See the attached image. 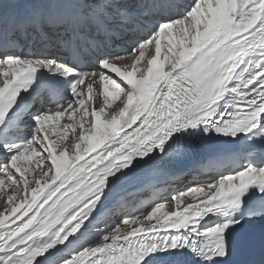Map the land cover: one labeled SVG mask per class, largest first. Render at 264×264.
Masks as SVG:
<instances>
[{"label": "snow or ice", "instance_id": "obj_1", "mask_svg": "<svg viewBox=\"0 0 264 264\" xmlns=\"http://www.w3.org/2000/svg\"><path fill=\"white\" fill-rule=\"evenodd\" d=\"M20 38L44 51H16ZM121 42L128 44L124 56L139 54L131 71L110 63L122 58L111 51ZM162 44L168 71L160 63ZM61 51L70 59H61ZM146 54V74L136 79ZM93 60L115 74L101 72L99 80L104 96L124 94L122 107L108 122L101 119L104 107H93L94 134H85L81 123L80 142L69 146L74 158L67 150L56 155L45 133L53 119L45 105L83 108L81 86L96 73L81 69ZM0 77V177L10 186L23 183L27 193L29 167L21 161L29 152L47 153L43 176L55 169L50 184L0 213V264H153L157 253L183 248L203 264H217L229 256L228 230L240 223L235 214L247 204L245 215L264 217V151L255 150L257 141L264 146V0H0ZM88 115L85 109L81 119ZM205 138L251 144L209 164L220 174L208 183L206 200L163 224L119 235V222L135 220L108 223L106 214L118 203L112 194L143 168L191 152ZM4 184L0 178V199L7 195ZM14 198L7 196V203ZM217 216L223 222L210 223ZM96 240L104 243L92 246Z\"/></svg>", "mask_w": 264, "mask_h": 264}, {"label": "bare ground", "instance_id": "obj_2", "mask_svg": "<svg viewBox=\"0 0 264 264\" xmlns=\"http://www.w3.org/2000/svg\"><path fill=\"white\" fill-rule=\"evenodd\" d=\"M179 38L180 37L177 36V39ZM163 39L166 42L169 39V37L165 36ZM22 41L23 38H20L18 40V42H22ZM22 43L24 44L25 48L30 46V43H28L27 41ZM119 44L120 43H117L115 45H119ZM42 49L43 46L39 44H34V48H33L34 53H38ZM149 49L154 54V45H150ZM127 50L128 49H122V48L117 49L115 46L111 48V51L121 54L122 58L119 60L110 61V63H113L115 66L120 67L122 71L125 68L131 71L132 70L131 65L135 61L136 56L139 55L138 53H136V56L133 57L124 56L123 53H125ZM165 54H166V48L162 44V56L160 63H163L165 65L164 71H168V68L170 67V61H165L163 59ZM147 58L148 56L146 54L145 60L141 61L137 65L138 71L135 77L136 79L141 78L140 77L141 71L145 72L146 74ZM81 70L89 73H96L95 76L90 75L86 79V82L83 84L82 88L80 89L82 95L77 97V99H85L86 103L84 107L79 108L78 105L74 104L73 108L68 109L67 112H65L64 110V108L67 107L66 105L64 106V108H59V109L46 107L48 108L49 114L53 116V119L48 121L45 127V133L47 134L48 137V143H51L50 151L54 152L56 155H59L61 152L67 150V154L70 158H74L76 150L74 147H69V146L72 145L73 142H77V143L80 142L77 138V134L80 132V124L81 123L84 124L85 134L87 135L94 134L91 128L92 123H94V118L91 116L92 108L96 107V109L98 110L101 106L104 107V112L102 113L101 119L104 122H108L110 120L111 115L114 112H118V109L122 107L120 100L124 99L123 93H119L118 98L106 97L103 95L104 82L99 80V74L101 72H104L105 75H109L113 77H115V74L111 73L109 70L102 69L98 64H95L94 60L91 61L87 67H84ZM2 79L3 77H0V80ZM93 81L95 82L93 83ZM90 83H92L91 93L88 92V85ZM109 91L114 93L116 90L111 88V86H109ZM89 96H91V99H89ZM36 107H39V105L36 104ZM85 109L88 110L89 115L84 120H82L81 115L85 111ZM57 110L63 113V115L60 117H56L55 113ZM133 127H135V125ZM125 131H131V129H125ZM121 135H123V133H121ZM86 147H87L86 142L81 143L80 151L83 152ZM100 150L101 149H97V151ZM95 154L96 153L94 152L91 155H95ZM46 157H47V153L33 155L31 152H29L27 159H25L22 164L25 167H30V162H31V164L33 165V169H32L33 172H29L30 176L27 181L28 182L27 193H25L24 191L23 183L17 186V188L15 189V193L13 192V187L10 186L9 183L8 185H3L4 192H6L7 195H3V199L2 200L0 199L1 200L0 213L5 212L6 209L10 210V208L13 206V202L7 203V196H9L10 194L16 195L17 201L15 202V204H18L22 200L25 194L28 195V198L30 200L31 192L34 188L42 187L43 183L45 182H48L49 184L51 183V177L55 175V169L53 168L49 172V175L47 177L43 176V172L48 170V164L50 163V161ZM87 158H91V156ZM82 162L83 161H81V163ZM0 178H5V177H0ZM37 179L41 181L40 185L35 184V180ZM208 180H209V176L201 168L197 167V165H192L190 169L186 171L184 175L181 176L178 180L167 183L166 185H161L159 187H156L152 190V192L138 194V193H134L136 192L137 184L124 185L112 194L111 197L112 201L113 202L118 201V203L116 208H114L112 212L106 214V219L108 220V223H115L119 219L117 218L119 215H123V218H127L130 215L132 216V219L135 220V223H133L130 220V222L128 224H125L124 226L122 224L118 225L121 230L119 235H125L126 233L132 231L133 229H148L151 228L153 225L163 224L166 222L165 219L166 216H171V214L174 212H182L184 208H188L190 206L195 207L200 203L201 200H206L205 193H208V187H207ZM193 187L204 188V193L191 192V188ZM47 191L48 189H45V194L47 193ZM157 191L159 193L164 192L165 196L160 197L159 194H156ZM212 191L214 192L215 189H213ZM171 192L173 194L170 196V198H168L169 197L168 195ZM181 193H183V195H181ZM124 196H126V198L122 202H120L119 199L123 198ZM173 196H175L174 200L172 199ZM159 203H164V207L161 209V211L158 212L153 219L146 220L145 217L148 215V213L151 212L152 209L156 207ZM22 211L23 209L21 210V212ZM19 215L20 213H17V216ZM29 215H31V212L29 213ZM12 219H15V217H13ZM24 219H27V217H24ZM19 222L20 221H17V223ZM11 226L15 227V225H11ZM103 243H104L103 240H96L92 246H96L97 244H103Z\"/></svg>", "mask_w": 264, "mask_h": 264}, {"label": "rangeland", "instance_id": "obj_3", "mask_svg": "<svg viewBox=\"0 0 264 264\" xmlns=\"http://www.w3.org/2000/svg\"><path fill=\"white\" fill-rule=\"evenodd\" d=\"M38 156H39V155H38ZM23 162H24V160L21 161V164H23ZM23 166H24V165H23ZM32 169H33V165H32L31 162H30L29 171H28L27 174H25V178H26L27 181H28V178H29V176H30V173H29V172H33ZM3 179H5V184H4V185H8V183H9V182H8V178L5 177V178H3ZM206 183H207V182H206ZM208 183H209V181H208ZM20 184H21V183H20ZM11 186L13 187V189H16L17 186H19V185H16V186H15V185H14V186L11 185ZM18 188H19V187H18ZM2 189H3V191H4V187H3V186H2ZM1 194H3V193H1ZM171 194H172V192L170 193V195H171ZM10 195H14L15 198H14V200H13V204H15V202L17 201V199H16V195H15V194H10ZM170 195H169V196H170ZM1 200H2V199H1ZM1 200H0V202H1ZM168 202H170V201H168ZM117 218H119V219H118L116 222L122 221V219H123V215H119ZM115 219H116V217H115ZM119 224H120V225L122 224L123 226L125 225V224L122 223V222H119L118 225H119Z\"/></svg>", "mask_w": 264, "mask_h": 264}]
</instances>
